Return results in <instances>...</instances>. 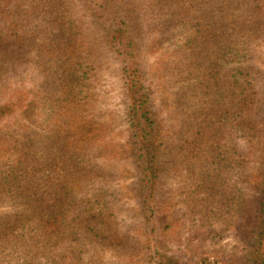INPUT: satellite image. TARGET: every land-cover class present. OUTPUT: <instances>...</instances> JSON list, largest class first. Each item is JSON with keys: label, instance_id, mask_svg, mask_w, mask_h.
<instances>
[{"label": "trees", "instance_id": "16d2710c", "mask_svg": "<svg viewBox=\"0 0 264 264\" xmlns=\"http://www.w3.org/2000/svg\"><path fill=\"white\" fill-rule=\"evenodd\" d=\"M46 2L48 6L43 10L56 25L53 37L39 43L19 39L9 47L12 58L16 53L19 59L30 61L44 78L49 114L39 128H20L18 140L4 147L5 156L0 158V203L7 201L11 207L0 216V252L11 264H67L68 256L76 264H101L102 253L129 251L125 248L127 236L119 232L116 222L118 194L107 185L89 149L98 128L94 122L88 124V99L82 91L86 87L87 59L80 52L72 63H66L67 56L63 55L76 53L72 46L76 42H71L74 33L65 16V0ZM99 2L101 9L95 15L106 11L118 16L114 32L104 34L101 43L118 50L128 74H136L137 64L133 70L130 68L138 50L134 40L139 31L133 28L142 25V15L125 0ZM147 2L157 7L159 25L166 32L163 35L191 67L189 72L198 68L190 82L199 87L197 93L204 102L192 129L191 144L184 142L176 154L184 173L178 177L177 186L183 189L177 202H184L192 218L202 224H221L223 230L237 228L252 253L243 264H264V161L254 174L253 165L226 141L232 131L226 123L234 115V106L222 102L227 97L232 100L235 93L225 70L239 67L233 66L235 49L240 41L244 44L248 40L250 24L258 18L262 1ZM22 6L23 2L15 5L17 18ZM46 42L56 48L44 46ZM28 47L34 50L30 55ZM5 53L0 47V62ZM245 54L246 45L242 46L240 60ZM7 105L10 103L0 106V114ZM147 127L151 135L153 123ZM249 131L242 134L252 133ZM138 166L142 174L137 182L142 197L139 204L146 209L155 172L144 161ZM57 243L59 250L54 249ZM159 259L156 264H182L165 255ZM195 264L214 263L203 259Z\"/></svg>", "mask_w": 264, "mask_h": 264}, {"label": "rangeland", "instance_id": "374dc122", "mask_svg": "<svg viewBox=\"0 0 264 264\" xmlns=\"http://www.w3.org/2000/svg\"><path fill=\"white\" fill-rule=\"evenodd\" d=\"M46 1L0 0V47L6 50L5 59L0 62V106L10 103L0 114V158L5 156L4 147L18 140L20 128H39L49 114V91L43 87L44 78L30 61L19 59L16 53L12 58L9 50L19 39L39 43L53 37L56 25L43 10L48 6ZM261 1V12L250 24L248 40L244 44L240 41L235 49L233 66L242 69L225 70L235 93L232 100H222L234 106V115L226 123L232 128L226 141L253 165L254 174L264 161V0ZM18 2H23L19 18L15 7ZM125 2L135 7L143 20L142 25L133 28L139 32L134 40L138 50L130 68L133 70L137 64V69L131 75L120 52L101 43L104 34L114 32L116 13L95 15L101 9L99 0H65V16L74 33L71 42H76L72 44L76 53L63 56H67V64L80 52L87 59L86 87L82 91L88 99V124L94 122L98 128L89 149L95 165L106 176L107 185L118 194L116 222L119 232L127 236L125 248L129 250L102 253L101 264H156L161 255L182 264L203 259L214 264H243L252 253L237 228L223 230L221 224H202L192 218L184 202H177L183 189L177 186L178 177L184 173L176 154L184 142L191 144L192 129L204 103L197 93L199 87L190 82L197 76L198 68L189 72L191 67L176 54L169 37L163 35L166 32L159 25L155 5L147 0ZM47 24L51 26L44 27ZM245 45L246 54L240 60ZM44 46L56 48L48 42ZM27 50L29 55L34 51L29 47ZM150 122L154 128L151 135L147 132ZM249 128L252 133L243 135ZM141 161L155 172L146 209L139 204L142 197L137 186L142 178L138 166ZM9 204L0 203V216L11 210ZM59 248L60 243L54 245L55 250ZM65 261L76 264L70 256ZM0 264H11L3 252Z\"/></svg>", "mask_w": 264, "mask_h": 264}]
</instances>
